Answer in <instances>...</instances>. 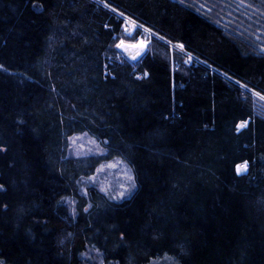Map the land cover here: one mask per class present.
Listing matches in <instances>:
<instances>
[{
	"label": "trees",
	"instance_id": "obj_1",
	"mask_svg": "<svg viewBox=\"0 0 264 264\" xmlns=\"http://www.w3.org/2000/svg\"><path fill=\"white\" fill-rule=\"evenodd\" d=\"M199 1L0 0V264H264V47L227 10L264 0ZM77 134L104 154L68 158ZM115 158L132 195L82 197Z\"/></svg>",
	"mask_w": 264,
	"mask_h": 264
},
{
	"label": "rangeland",
	"instance_id": "obj_2",
	"mask_svg": "<svg viewBox=\"0 0 264 264\" xmlns=\"http://www.w3.org/2000/svg\"><path fill=\"white\" fill-rule=\"evenodd\" d=\"M201 2V1H199ZM209 1H202L201 3L207 7V3ZM230 2V7L227 8V10H232V14L229 15L230 19H234L233 22H228V25L232 28L237 29L240 24L243 25L241 27L244 28L246 31L247 29H251L254 31L252 32V36L254 37L253 33L258 38V41H256L257 46H260L259 43L262 44L264 47V17L262 15H258L256 11L252 9V12L250 13L248 11H241L240 3L235 1L238 6H236V9H233V1ZM209 7H212L213 5L216 6V3L211 2L209 4ZM248 13V14H247ZM254 13V14H253ZM263 17L260 18V17ZM242 20V21H240ZM239 25H238V23ZM247 24V25H246ZM137 26L132 23L129 20H125L124 25V34L126 36V39L119 40L116 49L121 54V56L126 59L128 62L135 64L140 57L145 53L149 38L151 37V34L142 30L143 34L141 35V38L138 39L135 42L128 41L129 38L134 36V31ZM246 33V35L250 36L249 32H243ZM142 47L141 56L137 60H131L127 55L125 49H132V48H140ZM171 48L182 51L178 46L172 45ZM264 50V49H260ZM189 60H191V57H188ZM255 99H257L259 102L264 104V99L261 97H258L256 95H253ZM241 125H244L241 127ZM247 123H239L236 126V132L240 136H244L246 133ZM104 154L103 148L101 144L96 142L94 139L90 138L89 136L85 134H77L70 137L67 141V150L66 155L68 158L72 159H81V160H87V158H95V157H101ZM110 165H114V167H110ZM245 165H239L236 168V171L238 173H242L245 171ZM102 169V170H101ZM77 188L79 194L84 197L88 198V193L90 190L96 191V193L102 195L105 197L107 201L110 203H118L125 199H128L134 189H135V183L133 179V175L131 170L128 168V166L118 158L112 159V160H102L97 163L90 171V173L85 176L81 177L77 182ZM64 204L69 207L70 210L73 211V214L75 213V207L74 202L70 199H65ZM82 261L83 264H101V260L99 256L92 250H87L84 254H82ZM151 264H175L171 259L169 258H163L157 261L152 262Z\"/></svg>",
	"mask_w": 264,
	"mask_h": 264
},
{
	"label": "bare ground",
	"instance_id": "obj_3",
	"mask_svg": "<svg viewBox=\"0 0 264 264\" xmlns=\"http://www.w3.org/2000/svg\"><path fill=\"white\" fill-rule=\"evenodd\" d=\"M142 47L140 48H132V49H128L126 48V55L131 59V60H137L140 56H141V52H142Z\"/></svg>",
	"mask_w": 264,
	"mask_h": 264
},
{
	"label": "snow or ice",
	"instance_id": "obj_4",
	"mask_svg": "<svg viewBox=\"0 0 264 264\" xmlns=\"http://www.w3.org/2000/svg\"><path fill=\"white\" fill-rule=\"evenodd\" d=\"M244 125H241V127H243ZM110 167H114V165H110ZM102 170V169H101Z\"/></svg>",
	"mask_w": 264,
	"mask_h": 264
}]
</instances>
